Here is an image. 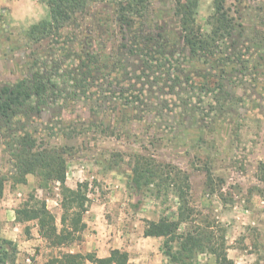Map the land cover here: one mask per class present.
<instances>
[{"label": "rangeland", "instance_id": "obj_1", "mask_svg": "<svg viewBox=\"0 0 264 264\" xmlns=\"http://www.w3.org/2000/svg\"><path fill=\"white\" fill-rule=\"evenodd\" d=\"M119 1L91 0L88 4L87 26L100 23L113 38L103 51L105 56L111 55L118 45L114 15ZM225 8L233 18L238 40L236 57L231 63L223 53L207 61L190 57L189 50H184L177 0H151L148 25L152 31L166 36L177 50L179 67L191 75L196 86L190 90L191 85H185L182 101L198 105L199 111L188 113L177 108L176 104L179 106L182 101L160 94L156 88L150 95L152 101L136 109L123 107L118 98L101 104L82 98L61 99L43 108L29 124L28 129L34 131L39 144L63 149L67 185L76 188L80 182H89L90 208L101 205V218L95 215V223L72 245L52 248L40 236H34L38 232L35 222H16V209L35 193L46 199L61 228V196L58 188L53 193L39 189L34 175L28 176L26 185H14V162L0 138V178L4 181L0 203L4 204L6 222H13L10 227L16 234L17 245L19 240L26 239H33L30 243L34 244L30 252L25 251L27 257L17 253L18 260L52 264L63 253L81 252L87 241L92 242L105 232L111 231L115 235L111 239L117 238L119 245L127 234L134 240L140 237V228H145L147 220L157 221L162 216L176 219L179 200L173 191H163L160 196L156 189H145L139 194L131 191L134 160L143 156L176 167L189 176L193 213L180 232L208 227L217 236H224L228 257L236 264H264V0H227ZM47 13L42 0H0V87L31 76L34 58H50L48 40L34 43L27 37L29 28ZM214 14L213 0H199L193 18L202 31L210 32ZM210 73L216 78L210 79ZM208 80L214 84L222 80L235 98L223 101L224 110L217 112L211 106L218 105L202 89ZM165 100L172 111L161 108ZM116 104L118 107L113 108ZM89 216L86 213L85 222ZM2 222L3 219L1 236L5 229ZM26 226L30 227V234L26 233ZM159 242L161 248L163 239ZM139 246L137 252H141ZM157 246V241H150L141 248L154 252ZM160 254L161 264H174L161 249ZM195 262L215 264V257L198 254Z\"/></svg>", "mask_w": 264, "mask_h": 264}, {"label": "trees", "instance_id": "obj_2", "mask_svg": "<svg viewBox=\"0 0 264 264\" xmlns=\"http://www.w3.org/2000/svg\"><path fill=\"white\" fill-rule=\"evenodd\" d=\"M227 0H213L215 14L212 30L204 32L193 18L199 7V0H177V13L181 15L184 31V50L190 57L208 60L223 53L230 62L236 57L238 40L234 35L233 18L225 8ZM48 8L45 18L33 24L27 37L34 43L48 40L50 58H34L31 76L13 85L0 87V138L5 151L14 162V185H26L28 176L38 178V188L54 192L58 188L62 208L61 228L56 216L50 211L46 199L32 193L16 209V222H35L39 236L52 248L61 249L81 239L87 229L85 215L90 209L89 182H80L76 188L67 185V160L63 149H53L39 144L34 131L28 129L41 114L43 108L59 100L85 99L97 103H110L118 98L123 107L146 106L154 89L158 93L182 101L181 93L196 88L191 75L184 69L177 50L170 40L160 32H154L148 25L151 0H120L115 9L114 20L118 27V45L111 55L103 51L113 39L100 23L86 24L87 10L91 0H42ZM86 25V28H84ZM72 31L68 32V29ZM84 29V30H83ZM95 36L93 37V32ZM108 36V38H107ZM230 42V44H228ZM228 50L233 51L232 54ZM210 79L216 75L210 73ZM208 80L203 85L211 95L217 112L226 108L223 101L235 99L225 89V83L214 84ZM193 81V82H192ZM212 84L214 86H212ZM176 103L174 102V105ZM112 105V104H111ZM170 110L167 101L160 104ZM118 105H113L117 108ZM185 112L195 113L201 108L183 102L179 106ZM184 107V108H183ZM130 189L135 194L145 189L173 191L179 200L178 217L162 216L159 220H147L145 237L162 238L161 251L174 264H198V254L209 253L215 257V264H236L228 257L224 236L206 228H196L187 233L180 232L183 224L189 223L193 209L190 206L191 184L189 176L176 167L160 164L151 158L137 156L132 166ZM4 192V181L0 178V196ZM30 234V227L26 226ZM17 244L1 236L0 264H15ZM130 254L121 249H112L110 255L100 258L94 252H68L53 260L54 264H128ZM50 263V262H49ZM52 263V264H53ZM256 264H262L260 261Z\"/></svg>", "mask_w": 264, "mask_h": 264}, {"label": "crops", "instance_id": "obj_3", "mask_svg": "<svg viewBox=\"0 0 264 264\" xmlns=\"http://www.w3.org/2000/svg\"><path fill=\"white\" fill-rule=\"evenodd\" d=\"M2 203H0V221L3 224H5V229L2 230V237L10 239L14 242H17V238H16V234L11 230V225L13 222H6V211H4L5 209L3 208ZM101 205H92V209L90 208L88 210V214L90 215L89 220L86 221V223L88 224L87 228H90L91 225H93L95 222H93L95 215H98V218H101ZM13 212V211H12ZM97 213V214H96ZM103 215V214H102ZM15 220V218L13 219ZM95 221V220H94ZM144 227L140 228V237L138 236V238L134 239H130L129 237L131 236L130 234H127L124 239L122 240L121 243L116 244L117 243V238L111 239V237L115 235L111 234V231L109 232H105L104 234H101V236H97L95 237L94 240H92V242L87 241L86 244H84V248H82L80 251L82 253L86 252L89 253L91 251H94L97 253V256L100 258H104L110 255V251L112 249H121L124 250L126 252H128L130 254V260L128 264H161L162 260H161V255L160 254V240L162 238H155V237H145L144 236ZM109 235V236H108ZM35 237L39 238L38 232L37 234H34ZM89 236V235H88ZM109 237V238H108ZM89 238V237H88ZM33 239H26L25 241H20L19 240V245H17L18 247V256L23 255L24 257H27V255L25 254V251L30 252L31 251V247L34 245L32 242ZM37 241H42V239H38ZM138 241V243H136ZM150 241H157L158 242V246L156 247V249H154V252H151L150 250L147 249H143L141 248V246H143L145 243H149ZM138 245L140 247V251L141 252H137L136 247ZM137 252V253H136ZM138 256V257H137ZM27 262H30V260H27ZM15 264H27L24 263L22 261H20V259L16 260ZM88 264H92V263H88Z\"/></svg>", "mask_w": 264, "mask_h": 264}]
</instances>
